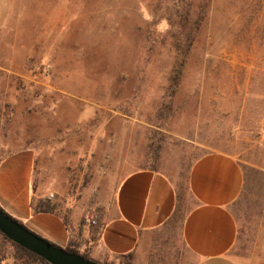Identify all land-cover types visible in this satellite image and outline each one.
Wrapping results in <instances>:
<instances>
[{"label": "rangeland", "instance_id": "rangeland-1", "mask_svg": "<svg viewBox=\"0 0 264 264\" xmlns=\"http://www.w3.org/2000/svg\"><path fill=\"white\" fill-rule=\"evenodd\" d=\"M11 5L0 30V160L34 152L36 197L72 226L99 228L130 173L161 172L181 190L195 160L226 153L245 173L235 255L264 264V0ZM178 254L161 253V264ZM19 255L0 235V264H42Z\"/></svg>", "mask_w": 264, "mask_h": 264}, {"label": "crops", "instance_id": "crops-1", "mask_svg": "<svg viewBox=\"0 0 264 264\" xmlns=\"http://www.w3.org/2000/svg\"><path fill=\"white\" fill-rule=\"evenodd\" d=\"M11 14V0H0V30L9 28ZM35 170L30 149L0 160V207L58 247L73 242L100 264L130 254L133 264H161V253L169 250L180 254L179 264H240L235 255L239 224L232 209L243 195L245 173L231 155L210 152L195 160L181 190L161 172L130 173L116 190L113 214L99 221V228L36 213Z\"/></svg>", "mask_w": 264, "mask_h": 264}, {"label": "water", "instance_id": "water-1", "mask_svg": "<svg viewBox=\"0 0 264 264\" xmlns=\"http://www.w3.org/2000/svg\"><path fill=\"white\" fill-rule=\"evenodd\" d=\"M0 232L16 245L44 259L49 264H100L57 247L31 232L0 209Z\"/></svg>", "mask_w": 264, "mask_h": 264}, {"label": "trees", "instance_id": "trees-1", "mask_svg": "<svg viewBox=\"0 0 264 264\" xmlns=\"http://www.w3.org/2000/svg\"><path fill=\"white\" fill-rule=\"evenodd\" d=\"M179 79H180V72H178L172 78L173 86H177V84L179 82ZM32 207H33V210L36 213H50V214H56V215L62 216L60 210L58 209V206L55 203H53L52 200L49 199V198H44V197L37 198L36 196H34L33 197V201H32ZM0 209L5 214H7L1 207H0ZM8 216L11 217L10 215H8ZM11 218L14 219L13 217H11ZM16 221H18V220H16ZM18 222L21 225H23L20 221H18ZM24 227L27 228L26 226H24ZM0 235L4 236L1 232H0ZM4 238L6 240H8L5 236H4ZM8 241H10V240H8ZM10 242H12V241H10ZM13 244L18 249V252L20 253V255H19L20 258H27L28 260L30 259L32 261L40 262L42 264H49L47 261H45L44 259H42V258L38 257L37 255L31 253L30 251H28V250L16 245L15 243H13ZM65 250L70 252V253H73V254H76V255H81V256H83V257H85L87 259H90L87 254L80 253V251L77 249L76 244L73 243V242H71L70 245L67 248H65ZM122 258L126 260V263H124V264H132V261H133V255L132 254L124 256ZM90 260H92V259H90ZM104 264H108V263H104Z\"/></svg>", "mask_w": 264, "mask_h": 264}, {"label": "built area", "instance_id": "built-area-1", "mask_svg": "<svg viewBox=\"0 0 264 264\" xmlns=\"http://www.w3.org/2000/svg\"><path fill=\"white\" fill-rule=\"evenodd\" d=\"M87 222H88V223H91V224H95V221L92 220V219H88Z\"/></svg>", "mask_w": 264, "mask_h": 264}]
</instances>
